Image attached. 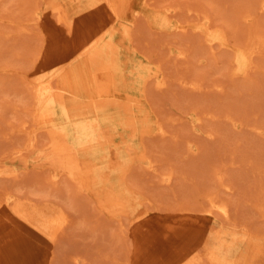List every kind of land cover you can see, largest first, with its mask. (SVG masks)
Here are the masks:
<instances>
[{"label":"rangeland","instance_id":"obj_1","mask_svg":"<svg viewBox=\"0 0 264 264\" xmlns=\"http://www.w3.org/2000/svg\"><path fill=\"white\" fill-rule=\"evenodd\" d=\"M263 4L0 0V264H264Z\"/></svg>","mask_w":264,"mask_h":264},{"label":"bare ground","instance_id":"obj_2","mask_svg":"<svg viewBox=\"0 0 264 264\" xmlns=\"http://www.w3.org/2000/svg\"><path fill=\"white\" fill-rule=\"evenodd\" d=\"M115 3V2H114ZM263 3H264V0H263ZM56 5H57V3H56ZM58 5H59V3H58ZM115 5V7H116V4H114ZM264 5V4H263ZM57 7V9H58V6H56ZM52 8H54L55 9V7H52ZM53 9V10H54ZM263 9H264V7H263ZM56 10V9H55ZM61 12V11H60ZM64 13H66V10L65 11H63ZM64 13H61L62 15L64 14ZM64 16H65V18L67 19V17H66V14H64ZM63 17V16H62ZM61 17V18H62ZM60 18V19H61ZM64 18V17H63ZM62 18V19H63ZM61 19V21L60 22H62L63 20ZM86 19V18H85ZM89 19V18H88ZM65 20V19H64ZM66 21V20H65ZM82 21V20H81ZM68 22V21H67ZM84 22V23H83ZM90 21H87L86 22V20L85 21H82L81 22V24H78V25H76V31L78 30L79 32H83L82 33V36H84L85 35V37H87V36H90L93 32H94V30H95V26L92 24V23H89ZM95 22V21H94ZM95 24V23H94ZM86 25V26H85ZM85 26V27H84ZM184 27L186 26V25H183ZM98 28H99V26H98ZM102 28V27H101ZM104 31V30H103ZM103 31L97 36V38L95 39L96 40V43L100 40V38L102 37V34H103ZM57 32H58V30H57ZM78 33V32H77ZM94 33H96V32H94ZM84 34V35H83ZM58 36V35H57ZM94 36V35H93ZM96 36V35H95ZM94 38V37H93ZM95 42V41H94ZM55 44V43H54ZM55 45H58L59 46V43L58 44H55ZM49 46V45H48ZM47 46V50L49 49V47H50V49H51V45L48 47ZM58 46H55V47H58ZM64 46V45H63ZM55 47H53L52 46V48H55ZM63 48V47H62ZM64 48H66V47H64ZM57 49V48H56ZM63 50V49H62ZM51 51V50H50ZM56 51V50H55ZM100 51V50H99ZM57 52H58V50H57ZM63 52L65 53V51L63 50ZM54 53H56V52H54ZM63 54V53H62ZM94 56V55H93ZM63 57V56H62ZM64 57H66V55L64 54ZM68 57H70V56H68ZM73 57V56H72ZM95 57H97V56H95ZM94 57V58H95ZM93 58V59H94ZM60 59H62V58H59V60ZM45 60V59H44ZM69 61H70V58L68 59ZM63 61H65V60H63ZM60 62V61H59ZM39 64H43L42 62L41 63H39ZM103 64V63H102ZM108 64L106 63V66H107ZM41 66L42 65H40V68H41ZM98 66V65H97ZM39 67V66H38ZM43 67V66H42ZM66 68V71H64L63 73H62V76H63V78L61 79L62 80V85H59V88L61 89H59V90H57V92L55 91V89H56V86H55V89H54V87H53V85H52V78H54V77H59V74L61 73L60 71V67L59 68H57L55 71L53 70L52 71V73H50L49 75H46V76H44V78H43V83H42V86L41 87H38V89L36 90V91H34L35 92V95H36V98H37V100H38V104L40 105V107L41 108H44V106H50V105H54L56 102H58L59 100L60 101H63L64 102V104H65V108H66V110H68L69 112H70V115L72 116V117H74V116H80V115H85V114H91L93 111H92V109L90 110V108L87 106V104L85 103V101H84V98H85V93H86V91H85V87L88 85V78L86 77V69H81V66L80 65H78V66H76V65H70V66H66L65 65V63L64 64H62V67H61V69H63V68ZM68 68V69H67ZM98 68V67H97ZM39 69V68H38ZM43 70H44V68H42ZM95 70H96V67H95ZM94 70V71H95ZM97 71V70H96ZM93 74H96V73H94L93 72ZM109 74H111V72L109 73ZM98 76V75H97ZM110 77H111V75H110ZM100 77H98V79H99ZM97 79V78H96ZM101 79V78H100ZM100 79H99V81H100ZM112 79V78H111ZM110 79V80H111ZM102 80H104V79H102ZM105 80H108V79H105ZM97 83V82H96ZM100 84V82H98V85ZM97 85V86H98ZM104 85V84H103ZM109 85V84H108ZM108 85H106V87L108 86ZM108 88H110V87H108ZM107 88V89H108ZM97 89H99V86H98V88ZM103 90H104V88H103ZM102 90V91H103ZM108 91V90H107ZM100 93V92H99ZM101 98V97H100ZM107 98V97H106ZM36 100V101H37ZM92 100V99H91ZM137 100V99H136ZM90 101V100H89ZM102 101H103V99H102ZM92 102H94V101H92ZM93 104V103H92ZM126 104H128L127 102H126ZM131 109V108H130ZM132 111V110H131ZM43 112V111H42ZM42 112H40V113H42ZM49 113L51 112V111H48ZM49 113H47V111H46V114L48 115ZM36 114H37V111H36ZM38 115H39V111H38ZM42 115H43V113H42ZM37 116V115H36ZM44 116V115H43ZM39 117V116H38ZM47 117H50V114L47 116ZM37 119V118H36ZM51 119V118H50ZM133 119V118H132ZM37 121H38V119H37ZM130 121H131V119H130ZM41 122V121H40ZM134 123V122H133ZM24 126V125H23ZM26 126V125H25ZM134 126V125H133ZM27 127V126H26ZM26 127H24V128H26ZM22 128V127H21ZM51 129H55V128H51ZM50 129V130H51ZM163 129V128H162ZM59 130V131H58ZM56 133H58V132H60V133H63L64 134V131H63V129H55L54 130ZM58 131V132H57ZM53 132V131H52ZM55 132H53L54 134H55ZM59 134V133H58ZM58 136V135H57ZM36 146V145H35ZM91 146H93V145H91ZM22 147V146H21ZM62 147V149H64L63 148V146H61ZM89 148V147H88ZM21 150H23L22 148H18V151H21ZM22 152V151H21ZM154 158V157H153ZM157 158H155V160H156ZM154 160V162H155V164H157V165H159L160 163L158 162L159 160L157 159V162ZM153 161V160H152ZM161 165V164H160ZM73 166V165H72ZM158 167H160V166H158ZM176 169V168H175ZM173 170H174V167H173ZM125 171V170H124ZM172 171V170H171ZM174 172H172V174H173ZM156 174H158V173H156ZM176 174V173H175ZM174 175V174H173ZM172 175V176H173ZM90 176V175H89ZM171 176V177H172ZM83 176H81V178H82ZM165 177V176H164ZM174 177H175V175H174ZM84 178V177H83ZM162 179H163V177H161ZM160 178V179H161ZM161 179V180H162ZM172 179V178H171ZM170 179V180H171ZM165 180V179H164ZM169 180V179H168ZM82 182V181H81ZM215 198V197H214ZM214 198H212L213 200L212 201H215L216 200V198H215V200H214ZM115 200H117L116 198H115ZM211 200V199H210ZM118 202H119V199H118ZM124 202V201H123ZM218 202V201H217ZM214 203V202H213ZM220 204V206H222V208L220 207H218L219 209H222V211L224 212V214H227L228 213V211H229V206L226 204V203H224L223 201L222 202H219ZM224 205H223V204ZM222 204V205H221ZM2 206V205H1ZM0 210H2V208L0 207ZM214 209H212V208H208V211H213ZM222 212V213H223ZM264 214V213H263ZM63 215V214H62ZM63 217V216H62ZM68 218V217H67ZM67 218L65 217V219L67 220ZM65 221V220H64ZM181 231H183V230H181ZM181 231H179L180 233H181ZM184 232V231H183ZM183 232H182V234H183ZM177 234H178V232H177ZM167 235V234H166ZM165 235V236H166ZM169 235V234H168ZM178 236V235H177ZM189 236H192L191 234L189 235ZM189 236L187 237L188 238V241H189ZM168 237V236H167ZM169 239H170V237H168ZM184 238V237H183ZM178 240H180V239H178ZM192 242L194 241V240H192V239H190ZM185 241H186V239H185ZM175 242V241H174ZM189 243V242H188ZM163 244H165V243H163ZM162 245V244H161ZM161 245H160V247H161ZM166 245V244H165ZM173 245H175V244H173ZM189 245V247H190V245H191V242H190V244H188ZM191 246H193V245H191ZM196 246V245H195ZM162 247H163V245H162ZM176 247V246H175ZM166 248V247H165ZM169 248H171L170 246H169ZM178 248V247H177ZM181 248H182V246H181ZM185 248H187V247H185ZM184 248V249H185ZM191 249H192V247H190ZM162 249V248H161ZM190 249V250H191ZM194 249V248H193ZM173 250V249H172ZM177 250V249H176ZM189 250V249H188ZM163 251V250H162ZM187 251V250H186ZM192 251V250H191ZM175 252V251H174ZM157 253V252H156ZM167 253V252H166ZM172 253H173V251H172ZM182 253V252H181ZM187 253V252H186ZM186 253H184L185 255H186ZM191 253V252H190ZM155 254V253H154ZM160 253H158V255H159ZM163 254V253H162ZM157 255V256H158ZM165 256H167V254H164ZM163 255V256H164ZM171 255V254H170ZM176 255V254H175ZM184 255V256H185ZM218 255V254H217ZM162 257V256H161ZM216 257H218V256H216ZM165 258V257H164ZM167 258V257H166ZM165 258V259H166ZM174 258H177V257H174ZM187 258V256L185 257V259ZM152 259V258H151ZM156 259V258H155ZM157 259H159V257L157 258ZM161 260H162V258H160ZM178 259V258H177ZM181 259V258H180ZM182 259H184L183 257H182ZM184 259V260H185ZM160 260V261H161ZM167 260V259H166ZM187 260V259H186ZM217 260V259H216ZM154 261V260H153ZM164 261V260H163ZM179 262H180V260H178ZM162 262V261H161ZM166 262V261H165ZM178 262V263H179ZM139 263V262H138ZM142 263H145V261L143 262L142 261ZM154 263V262H153ZM156 263V262H155ZM159 263V261L156 263V264H158ZM167 263V262H166ZM174 263V262H173ZM185 263L187 264V262L185 261ZM163 264V263H162ZM175 264V263H174ZM180 264V263H179Z\"/></svg>","mask_w":264,"mask_h":264}]
</instances>
